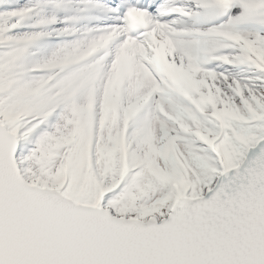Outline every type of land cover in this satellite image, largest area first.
I'll list each match as a JSON object with an SVG mask.
<instances>
[{
	"label": "snow or ice",
	"instance_id": "1",
	"mask_svg": "<svg viewBox=\"0 0 264 264\" xmlns=\"http://www.w3.org/2000/svg\"><path fill=\"white\" fill-rule=\"evenodd\" d=\"M0 264H264V0H0Z\"/></svg>",
	"mask_w": 264,
	"mask_h": 264
}]
</instances>
